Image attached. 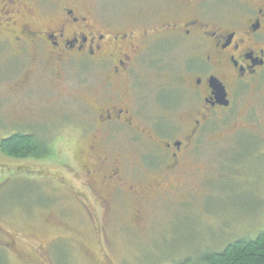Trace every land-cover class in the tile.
I'll return each mask as SVG.
<instances>
[{
	"label": "flooded vegetation",
	"instance_id": "1",
	"mask_svg": "<svg viewBox=\"0 0 264 264\" xmlns=\"http://www.w3.org/2000/svg\"><path fill=\"white\" fill-rule=\"evenodd\" d=\"M161 1L164 11L120 22L83 0H0L1 45L25 67L16 87L50 82L58 112L71 106L76 115L69 142L82 140L84 147L71 196L87 211L130 200L140 221L146 204H167L192 172L191 156L212 115L245 114L253 107L241 105L246 96L264 99V0ZM165 50L187 52L181 69L174 57L163 58ZM161 64L179 81V100L170 94L163 107L172 114L188 98L193 109L184 121L150 110V98L160 99ZM29 124L22 125L25 134L7 139L33 137L40 148L65 140L61 132L43 139L46 125L38 123L32 134ZM234 127L236 145L242 132L255 131L240 122Z\"/></svg>",
	"mask_w": 264,
	"mask_h": 264
},
{
	"label": "rangeland",
	"instance_id": "2",
	"mask_svg": "<svg viewBox=\"0 0 264 264\" xmlns=\"http://www.w3.org/2000/svg\"><path fill=\"white\" fill-rule=\"evenodd\" d=\"M60 1L45 0L47 5ZM83 1L94 5L97 14L120 22L166 9L161 0ZM2 43L0 264H203L206 253L264 232V99L251 102L246 96L241 105L253 107L245 114L242 110L221 118L212 115L199 151L191 156L192 172L183 177L167 204H146L140 221L134 219L130 200L87 211L71 196L78 189L72 184V169L81 164L79 152L84 147L82 140L69 142L74 133L68 128L76 115L68 105L70 109L58 112L50 82L18 89L24 63ZM161 53L183 67L187 52ZM160 66L156 79L160 99L150 98V110L164 118L170 113L162 100L168 102L170 94L179 100L174 89L179 81L169 67ZM180 101L169 115L175 123L186 120L193 109L188 98ZM237 122L255 131L242 132L245 137L236 145L238 136L232 131ZM23 123L32 125L28 128L32 134L38 123H44L46 131L38 136L50 141L61 132L65 140L32 147L28 156H9L2 151V142L15 133L25 134ZM222 132L226 135L220 140Z\"/></svg>",
	"mask_w": 264,
	"mask_h": 264
},
{
	"label": "trees",
	"instance_id": "3",
	"mask_svg": "<svg viewBox=\"0 0 264 264\" xmlns=\"http://www.w3.org/2000/svg\"><path fill=\"white\" fill-rule=\"evenodd\" d=\"M34 140L33 137L14 136L3 140L1 149L9 156L21 158L28 156L32 147H38ZM203 264H264V232L255 239H241L219 252L206 253Z\"/></svg>",
	"mask_w": 264,
	"mask_h": 264
}]
</instances>
